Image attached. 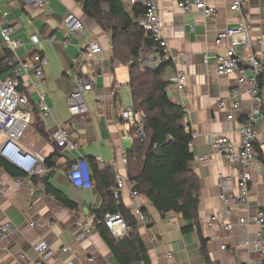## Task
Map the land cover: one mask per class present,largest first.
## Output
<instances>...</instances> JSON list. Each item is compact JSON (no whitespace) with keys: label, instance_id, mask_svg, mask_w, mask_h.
Listing matches in <instances>:
<instances>
[{"label":"crops","instance_id":"crops-1","mask_svg":"<svg viewBox=\"0 0 264 264\" xmlns=\"http://www.w3.org/2000/svg\"><path fill=\"white\" fill-rule=\"evenodd\" d=\"M154 1L158 6L162 36L175 56L163 74L164 80L169 83L167 95L184 111L180 125L196 134L189 149L193 156L189 170L198 180V230L207 241L205 255L208 263L200 254L198 232L195 229L182 232L189 223L178 214L162 216L143 196H139L143 204L142 212L151 220L149 226L136 223L147 260L149 264H248L252 260L257 261L260 253L251 245L257 228L241 226L237 220L244 214L264 212V87L263 105L255 126L256 145L263 157L260 160L256 155L255 162L261 164L262 172L252 171L247 203L231 208L232 231L224 227L222 218L226 209L218 198L221 192L218 176L222 174L227 179V193L237 196L238 170L216 154L208 142L211 136L226 135L238 146L240 122L252 107L244 87L237 88L234 77H217L212 71L215 57L226 48L225 43L221 46L215 44L217 34L237 23L235 14L230 12L231 0H206L209 6L216 9L212 18H205L200 12H182L173 0ZM44 2L45 6L39 8L32 0H0V29L15 26L12 39L21 38L25 43L16 51L17 59L24 60L36 52L47 59L36 91L48 96L47 105L51 114L47 118L41 116L37 109V93H31L24 108L29 122L17 144L23 151L37 152L44 159L56 155L53 159L55 167L39 177H46L50 193L16 185L13 177L0 167V228L6 224L11 226L10 234L0 239V264H34L37 255L33 246L41 241L48 246L43 258L49 264L68 261L74 264H118L96 227L100 221L96 216L103 211L100 188L75 187L66 172L80 156L93 158L101 170L110 167L114 181L110 184L105 181L104 185L113 191L116 178L123 179L124 184L118 190V204L130 213L131 188L122 159L132 149L133 139L129 125L120 117L122 105L119 95L122 86L129 91L128 84L121 86L116 82L114 68L122 64L112 63L110 33L104 31L93 18L85 16L81 4L75 0ZM123 5L129 11L130 6ZM107 10L106 4H102L101 11L104 13ZM70 13L82 21L86 36H71L70 44L64 45L62 42L67 33L62 21ZM242 13L250 29L253 52L264 58V0H244ZM50 37H54L55 41H47ZM2 42L0 32V63L8 56ZM92 42L99 43L102 52L96 55L94 63L80 65L78 52ZM238 52L244 56L249 54L246 49H239ZM204 53L210 59L207 68L202 65ZM125 65L128 71V64ZM177 71L186 76L180 92L170 81ZM79 73L90 75L94 81L92 90L84 93L87 114L72 117L68 112L67 98L74 88L73 76ZM11 76L10 68L0 67V78ZM114 84L119 86L115 93L112 92ZM233 89H238L240 107L231 112L232 121H227L235 101L231 96ZM57 128L69 130V140L78 145L75 151H62L52 142L51 136ZM199 158L205 161L200 162ZM96 183L101 184L98 178L94 179ZM54 192L74 207L62 206L52 196ZM77 222L85 229L90 228L91 233L85 234ZM110 235L115 240H121L112 233ZM63 246L68 248L67 252L61 251ZM221 246L225 249L222 250Z\"/></svg>","mask_w":264,"mask_h":264},{"label":"built area","instance_id":"built-area-1","mask_svg":"<svg viewBox=\"0 0 264 264\" xmlns=\"http://www.w3.org/2000/svg\"><path fill=\"white\" fill-rule=\"evenodd\" d=\"M34 5L39 8L45 6L44 0H32ZM179 10L185 13L200 12L205 18H212L216 15V9L209 6L206 0H173ZM127 6L141 5L144 13L139 15L137 24L142 28L153 41L151 47L142 48L137 56V62L142 69H157L166 62H173L171 49L162 36V24L159 18L158 6L154 0H122ZM244 0H231L230 12L235 14L237 23L233 27L226 28L217 34L215 44L221 46L226 44L222 54L215 57L213 63V73L217 77H234L237 88L244 87L246 94L250 98L251 112L244 117L239 125L240 144L236 146L226 135H215L208 139L209 145L213 151L222 156L231 166L238 170V195L228 194L226 191L227 179L219 174L218 187L221 192L218 196L221 205L226 209L225 216L222 218L224 227L227 231H232L233 224L230 221L231 208L242 203H247L249 196V184L253 172L261 173V164L256 160V131L255 126L258 121L257 114L260 113L263 105L262 89L264 87V58L259 57L253 52V44L250 36V29L246 23L242 8ZM63 28L67 37L62 44L69 45L70 37L80 35L86 36V31L82 21L73 14H67L62 21ZM15 26L1 27L0 32L3 39V48L8 52V56L2 60L0 67L10 68L12 76L0 78V135L3 140L0 142V158L5 160L20 172L19 177H13L14 183L18 186H26L32 190L45 192L43 185H35L32 177H42L50 168L44 165V157L37 152L23 151L17 144L27 129L29 122L28 113L24 108L28 104L29 95L37 93V109L43 118L50 116V108L47 105L48 96L36 91L37 83L43 78V68L47 64V59L38 52L32 54L24 60H18L16 51L25 46L21 38L12 39ZM47 41H55L54 37L47 38ZM260 42L258 43V45ZM239 49L249 51L247 56L240 54ZM102 52V48L97 42H92L87 48L78 52L77 61L80 65L94 63L96 55ZM202 65L207 68L210 65V59L207 53L203 54ZM74 88L67 98L68 112L72 117L83 116L87 114L88 108L85 103L84 93L92 90L93 77L85 74H75L73 76ZM177 92L184 88L186 76L177 71L170 79ZM118 85L114 84L112 92L115 93ZM232 98H235L231 106L230 114L226 117L227 121H232V111L238 110L240 105L237 101L239 96L238 89L231 91ZM120 117L127 123L130 130H133L136 138L141 141L146 140V132L139 116L135 114L133 106L122 105L120 107ZM196 134L191 132V142L189 149L192 148ZM51 140L62 151L72 152L78 147L77 143L69 140V130L57 128ZM204 162V158H199ZM122 164L127 168V157L124 156ZM253 165V166H252ZM69 180L75 187L90 189L91 172L84 157L80 156L66 172ZM129 181V180H128ZM124 181L121 177L116 178L113 196L118 204V190L123 186ZM131 188L130 197L132 207L130 216L135 223H141L145 226L151 225V220L142 212L143 204L139 201V194L133 190V183L129 181ZM238 224L241 226H255L257 228L256 238L251 245L260 253V259L252 260L248 264H264V212L244 214L238 217ZM77 224L83 228L80 222ZM103 224L107 230L112 233L116 239H122L131 231L130 224L126 222L120 213L105 214L104 218L98 221ZM33 226V224H31ZM85 234H90V228H83ZM11 226L6 224L0 228V239L9 235ZM248 244V243H247ZM48 249L45 242L41 241L33 246L37 255L34 264H49L43 258L44 252ZM224 250L225 246H221ZM68 248L63 246L61 251L67 252ZM171 257V254H168ZM64 264H74L68 261Z\"/></svg>","mask_w":264,"mask_h":264},{"label":"trees","instance_id":"trees-1","mask_svg":"<svg viewBox=\"0 0 264 264\" xmlns=\"http://www.w3.org/2000/svg\"><path fill=\"white\" fill-rule=\"evenodd\" d=\"M82 6L85 16L94 19L97 24L110 33L112 63L128 64V88L135 114L143 123L146 140L136 138L133 130L130 135L133 147L126 154L127 178L133 183V190L143 196L147 203L162 216L167 213L180 215L188 224L184 233L195 229L199 236V250L207 262L205 255L207 241L201 237L198 228V180L189 170L193 159L189 151L191 132L180 125L184 116L183 109L171 102L167 95L169 83L163 74L170 62L157 69H142L137 62L139 51L151 47L154 43L149 35L138 26L136 18L145 11L141 5L131 6L129 11L120 0H75ZM106 4L107 12L101 11V5ZM255 151L260 160L263 159L259 147ZM55 154L45 158L44 165L54 168ZM91 172V185L100 188L102 194V213L97 214V221L105 214L120 213L130 224L131 231L121 240H115L103 224H98L97 230L113 254L118 264H149L143 242L136 231V223L120 204L114 199L113 192L104 185L114 181L110 167L102 170L91 158H84ZM0 167L12 177H19L20 172L5 160L0 158ZM101 184H94V179ZM34 184L44 185L45 192L50 193L45 178L32 177ZM95 185V186H94ZM104 193L102 192V189ZM52 196L65 208L72 209L74 205L57 193Z\"/></svg>","mask_w":264,"mask_h":264},{"label":"rangeland","instance_id":"rangeland-1","mask_svg":"<svg viewBox=\"0 0 264 264\" xmlns=\"http://www.w3.org/2000/svg\"><path fill=\"white\" fill-rule=\"evenodd\" d=\"M114 73L116 76V82L119 85H124V84H128V76H127V66L126 65H118L115 66L114 68ZM119 95H120V104L121 105H126V106H131L132 105V101H131V96H130V92L125 89V87H120V91H119ZM3 140V136L0 135V142Z\"/></svg>","mask_w":264,"mask_h":264}]
</instances>
